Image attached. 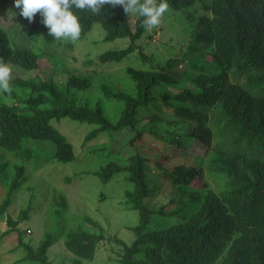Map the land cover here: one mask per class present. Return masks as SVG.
<instances>
[{
  "label": "trees",
  "instance_id": "1",
  "mask_svg": "<svg viewBox=\"0 0 264 264\" xmlns=\"http://www.w3.org/2000/svg\"><path fill=\"white\" fill-rule=\"evenodd\" d=\"M195 1L167 0V3L175 10H182ZM200 2L204 13L194 18L196 42L191 47L195 48L199 41L208 48L214 67L211 73L191 59L188 63L194 73L173 75L174 66L183 58L170 57L163 64L153 62L135 45L145 30L143 18L136 16L132 29L122 6L105 5L99 14L73 8L82 28L79 39L95 23L103 30L104 41L127 38L126 47L104 51L97 59L101 63L117 62L138 49L136 57L147 62L148 67H125V74L133 82V93L101 82L97 86L100 98L90 106L87 102L77 103L70 94L72 88L91 89L93 80L89 75L70 74L62 86L51 79L16 78L10 82L13 89L25 88L28 93L17 95L16 89L11 88V93L4 95L19 104L0 103V152L2 157H9L0 163V178L9 177L7 172L11 168L8 192L16 190L25 180L26 166L38 170L45 163L42 152L30 147L28 140L50 143L47 160L63 163L76 160L73 144L52 123L53 119L69 117L92 126L83 146L104 133L109 135L108 160L91 173L103 184L119 174L125 176L129 186L123 193L124 204L138 214L137 224L128 227L134 234L129 244L107 234L99 223L85 215L83 220L95 227L93 231L57 227L45 232L44 240L33 248L21 240L22 233L15 228L17 222L5 215L7 198L0 203V220L5 219L9 226L3 235L15 232L17 248L24 250L20 261L51 264L46 252L62 239L65 249L74 256L72 264L92 261L99 244L109 240L121 246L122 264H264V159L261 157L264 155V0ZM40 17L37 13L31 25L33 30ZM14 20L28 21L20 13ZM49 37L48 32V40ZM42 54L47 53L11 44L6 29L0 25V58L7 64L37 69ZM231 72L243 77L256 89V94L233 83ZM162 84L163 90L159 89ZM157 90L161 93H156ZM110 101L123 105L114 122L106 116L104 106ZM163 106L170 108L171 113H161ZM214 108L218 113L212 112ZM212 115L222 119L216 128L220 135H227L230 145L214 142ZM180 123L185 129L181 134L175 131L180 129L177 127ZM172 127L175 128L171 130ZM119 135L122 145L113 146L112 140ZM183 136L205 145L204 168L195 164L168 167L165 161L175 154H159L156 145L153 146L157 140L164 148L168 143L174 144L184 155L182 147L187 145L180 140ZM143 141L156 159L143 150ZM239 145H245L246 151L239 149ZM150 163L156 165L155 176L171 181L180 192L181 205L172 212L153 204L159 187L152 186V179L147 177L155 172ZM204 176L211 177V181ZM49 199L52 207L58 206L56 213L61 211L60 207H67L61 193L52 191ZM27 211H23V218ZM172 215L177 217L169 222L167 217ZM153 217L166 220L152 223Z\"/></svg>",
  "mask_w": 264,
  "mask_h": 264
},
{
  "label": "rangeland",
  "instance_id": "2",
  "mask_svg": "<svg viewBox=\"0 0 264 264\" xmlns=\"http://www.w3.org/2000/svg\"><path fill=\"white\" fill-rule=\"evenodd\" d=\"M14 4L15 0H0V25L6 29L10 43L17 46H27L39 52L45 51L47 54L41 55V64L37 69L26 70L8 64L12 69L11 81L16 78H30L34 81L51 79L62 86L70 74L89 75L92 77L93 87L85 91L72 88L70 94L76 97L77 103L87 102L90 106L100 98L97 86L101 82L112 83L119 90L134 92L133 82L127 77L124 69L128 65L138 68L148 67L147 62L136 57L138 49L130 57L117 62L101 63L97 59V56L104 51L126 47L129 43L127 38L104 41L103 30L99 24L95 23L86 36L75 43L63 39L56 40L53 37H49L51 39L48 40V30L42 27V17L36 20L37 24L33 30L31 25L34 24V21L29 23V21L18 22L14 20V16L20 13V9L16 8ZM203 13L204 10L201 7L200 0L182 10H175L169 6L161 25L151 32L144 30L141 37L135 41V45L144 54L150 56L155 63L163 64L168 58L175 56L183 58L173 68L174 72L172 74L175 76L180 77L182 74L187 76L189 73H194L188 63L191 59L196 64H200L205 72L211 73L214 67L212 57L207 53L208 48L199 41L196 43L195 48L191 47V44L196 42L194 18ZM135 19L136 15L128 16L132 29H134ZM230 76L233 83L242 86L251 94H256V89L248 85L243 77L235 73L232 74V72ZM15 89L13 90L17 95L25 96L28 93L25 88ZM159 89L163 90L164 85H160ZM169 89L176 88L170 87ZM161 90H157L156 93H161ZM2 102L11 105L19 104L16 99L8 98L3 92H0V103ZM104 106L106 116L111 121H116L123 105L118 101H110L105 103ZM162 109L161 113H171V109L166 106H163ZM212 112L218 113L215 108ZM211 118L210 122L213 121L214 142H218L223 146L230 145L228 137L226 138L227 135H220L216 128L217 125L222 124V119L217 116L213 118V115ZM52 121L53 125L66 135L73 144L77 158L71 163L58 162L52 159L47 160V155L51 152L50 143L41 140H28L30 147L42 152L41 159L45 160V163L38 170L26 166L25 180L16 190L10 193L8 192V179L12 176L11 168H8L9 171L7 172L9 177L3 176L0 178V203L8 198V204L4 209L5 215H9L13 221L17 222L15 228H18L22 233L21 240L30 244L33 248L44 240L45 232H51L57 227L67 229L80 227L93 231L95 227L83 220L85 215L99 223L107 234L129 244L134 239V234L128 230V227L137 224L138 214L137 211L131 210L128 205L124 204L123 193L129 186L125 176L119 174L103 184L91 173L108 160L110 149L107 148L111 145L109 135L104 133L97 140L83 146L85 135L92 129L91 125L69 117L53 119ZM164 125L165 122H162V126L166 127ZM180 125L181 123L177 125L180 128L179 130L175 127L170 129L175 128V131L181 134L185 132V129L184 126L180 127ZM121 139L122 135L113 139V146H121ZM180 140L187 145L182 147L185 152L184 155H182L180 149L176 150L174 144L166 143L168 146L164 148V145L159 144L161 141L157 140L153 146L156 145L159 154H166V156L175 154L165 161L168 167L171 164H195V166L201 168L204 165V155L207 154L205 153V145L196 140L189 141L184 136ZM141 144H143V150H147V154L150 153L149 157L151 159L157 158L145 141ZM238 147L246 151L245 145H239ZM261 157L264 159L263 154ZM3 158L5 157L4 155L2 157L0 152V163L4 161ZM149 166L155 172H151L152 176L147 177L152 179V186L159 187V193L153 199V204L163 206L166 212L174 211L181 205L180 192L176 191V187L171 181H165L154 175L157 172L154 163H150ZM203 174L205 175L204 170ZM203 178L209 182L211 181L209 176ZM52 191L63 194L67 201V207L65 209L60 207L61 211L59 213L55 211L58 206L52 207L50 205L49 198ZM25 210L28 211L25 213L26 218H23V211ZM175 217L177 215H172L167 219L172 222ZM164 220L166 219L162 217H153L152 223L164 222ZM8 227L5 219L0 220V264H30L27 261H20V258L24 255V250L17 248L18 242L15 232L11 231L9 234L3 235ZM120 252L121 246L114 241H103L99 244L94 259L92 261L81 260L80 264H122L120 262ZM46 254L47 260L51 264H72L74 258L63 246L62 239L49 247Z\"/></svg>",
  "mask_w": 264,
  "mask_h": 264
},
{
  "label": "clouds",
  "instance_id": "3",
  "mask_svg": "<svg viewBox=\"0 0 264 264\" xmlns=\"http://www.w3.org/2000/svg\"><path fill=\"white\" fill-rule=\"evenodd\" d=\"M105 5L122 6L128 16L142 19V26L148 32L161 25L164 14L169 10L167 0H15L14 6L29 23L37 13L49 35L56 40L75 43L81 35V24L73 8L92 14H99ZM11 67L0 58V92L10 94Z\"/></svg>",
  "mask_w": 264,
  "mask_h": 264
}]
</instances>
